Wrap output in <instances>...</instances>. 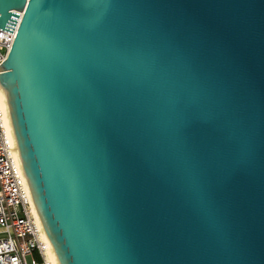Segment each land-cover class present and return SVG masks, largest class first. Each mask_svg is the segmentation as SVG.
Here are the masks:
<instances>
[{"label": "water", "instance_id": "95a60500", "mask_svg": "<svg viewBox=\"0 0 264 264\" xmlns=\"http://www.w3.org/2000/svg\"><path fill=\"white\" fill-rule=\"evenodd\" d=\"M0 65L59 264H264V0H0Z\"/></svg>", "mask_w": 264, "mask_h": 264}, {"label": "built area", "instance_id": "2783aa9c", "mask_svg": "<svg viewBox=\"0 0 264 264\" xmlns=\"http://www.w3.org/2000/svg\"><path fill=\"white\" fill-rule=\"evenodd\" d=\"M12 12L19 18L13 33L0 30V65L8 58L24 17V12ZM2 91L0 87V264H56L48 257L44 229L9 131Z\"/></svg>", "mask_w": 264, "mask_h": 264}, {"label": "bare ground", "instance_id": "6f19581e", "mask_svg": "<svg viewBox=\"0 0 264 264\" xmlns=\"http://www.w3.org/2000/svg\"><path fill=\"white\" fill-rule=\"evenodd\" d=\"M3 95H4V98H5V105L7 107V101H6V96H5L4 92H3ZM7 121H8L9 131H10L11 137L13 139V142L16 145V142H15V139H14V135H13V131H12V126H11V121H10V116H9V110H8V108H7ZM37 218L39 219L38 215H37ZM39 222L41 223L40 219H39ZM41 226H42V224H41ZM44 240L47 243L48 249H49L48 250V257L50 258V260L54 261L56 264H59L58 261H57V259H56V255L54 253V250L52 248V245H51V243H50L47 235L45 234V232H44Z\"/></svg>", "mask_w": 264, "mask_h": 264}]
</instances>
